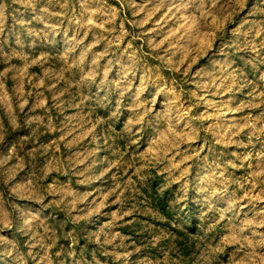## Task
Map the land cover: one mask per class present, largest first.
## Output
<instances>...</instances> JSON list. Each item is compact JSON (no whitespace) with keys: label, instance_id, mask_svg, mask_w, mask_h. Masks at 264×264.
<instances>
[{"label":"clouds","instance_id":"1","mask_svg":"<svg viewBox=\"0 0 264 264\" xmlns=\"http://www.w3.org/2000/svg\"><path fill=\"white\" fill-rule=\"evenodd\" d=\"M0 264H264V0H0Z\"/></svg>","mask_w":264,"mask_h":264}]
</instances>
